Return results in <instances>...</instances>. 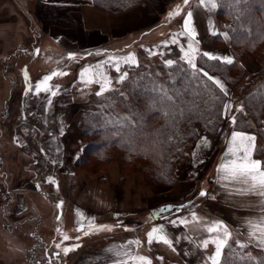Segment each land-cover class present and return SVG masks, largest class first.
<instances>
[{"label": "rangeland", "instance_id": "374dc122", "mask_svg": "<svg viewBox=\"0 0 264 264\" xmlns=\"http://www.w3.org/2000/svg\"><path fill=\"white\" fill-rule=\"evenodd\" d=\"M148 1L150 3L152 0L142 1L132 10L126 12L131 13L134 11V15H130L129 21H122L125 27H133L135 23H138L137 26L140 25V23L142 24L141 12L135 13V11H142L146 4L148 6L149 3H146ZM10 8L11 10L13 9L12 7ZM2 23L6 24L10 22L6 18L5 20H1V24ZM20 23L19 21L17 25ZM22 24L23 27L26 25V28L29 29L27 27L29 24L28 21H22ZM33 24H35V21H33ZM217 25L220 27L218 22ZM120 28L125 29L124 27ZM138 30L140 31V29ZM136 36L138 37H136L135 40H131L130 44H128L133 50L129 49L127 51H122L124 54L120 56L122 59L116 62L115 67H112L113 80L111 87L115 89H127V80L123 83L116 82L121 72H128L130 76L129 70L133 69L124 63V58L126 56L134 55L139 68H144L146 65H149L153 69H157L158 66L165 67V60H177L183 54L182 48L184 42H181L179 38L176 40L178 43H173L172 37L170 41H165L164 39L161 41H153L152 37H139V34ZM209 36H204V39L207 37V46L204 44L202 47L204 50H210L211 46L220 45L212 42L213 37ZM3 39L4 38H2V41ZM52 39L54 38L38 36V33L31 36L27 31L26 36L21 38L15 36L11 38L8 37L7 41L10 43L12 42L14 45H21L23 48L30 47V50L34 52L31 70L37 72L47 68L62 66L65 62V58L63 57L64 51L59 50L56 47V42H53ZM171 42L172 44H170ZM37 44H41L42 47L41 54L38 56L36 55L39 51ZM231 55L233 57L232 53ZM24 59L27 62L29 57L22 58L21 60L18 58V60L15 61L18 63L17 70L20 73L24 68V66H21ZM13 62L14 61H12V63ZM81 62L82 61L77 62L76 65L71 64L68 72H71L72 75L63 76L58 80V82L62 83L64 86V98L65 95L69 93L74 97H71L67 101L64 99V102L58 104L62 106H57L54 110L56 129L62 139L63 154L60 155L58 160L54 156H51L52 163L51 165H45V173L43 172L45 163L44 157L36 153L34 149L27 151V149L21 148V144L24 140L29 141L32 135L34 136V131H31L27 127H22L23 132H20L21 138L14 143L12 126V121L14 119L6 113H3L0 120V185L5 190H19L23 188L31 190L32 194L27 196V200L30 201L33 209L32 217H27L26 220H24L22 217L24 215L23 213L20 216L21 218L18 217L20 219V226L17 228V233L20 238H22L23 241L26 239L28 242L26 245L28 246L27 249L29 247L31 248V260L30 256H13L7 259L6 264H49V261H51V264H83L84 257L82 255L97 253L110 242L122 241L123 239L131 237L134 233H138L140 230L136 231L134 226L138 224V222L144 221L145 224L150 222L151 217L146 216L149 210L160 203L169 202L171 198H169L168 194L185 180L191 181L188 189L194 190L195 194L201 187L210 190V193L213 192V185L215 183L214 172L218 165V155L222 150V148L220 150V146L227 137V132L233 130L229 122L230 118L225 119L223 117V124L213 136H207L202 130L198 129L197 138L193 143L194 148L191 153L190 164L182 165L181 169L176 171L177 184L172 189L164 188L158 191L155 190L152 185L145 180L144 173L138 167L141 165H139V163L136 164V166L130 165L120 153H115L103 161L90 156L84 163L81 156L86 149L87 143L80 132L83 115L90 107L108 110L113 106L115 101L110 99L109 94H106L109 99L97 97L94 93L98 91V86H94L91 89H80L72 84L75 70L82 64ZM89 62L90 60L83 62V65ZM240 63L245 73L240 80L231 84L230 87L221 77L214 75L220 78L224 82L225 87L229 90L231 101L234 105L233 115L236 112L235 108L243 103L249 92V86L252 83V75L258 73L260 70L259 63L252 55L243 54L240 58ZM117 65L120 69L119 72L116 70ZM13 73L14 72L11 73V76L14 75ZM19 75L20 74L14 75L16 81L15 87L12 88L10 85V92H12L17 99L23 89V81L22 83L20 82ZM11 95L8 98L7 105H9L11 111H16L14 101L10 100V98H12ZM8 103H10L11 106ZM108 104H111V107L107 106ZM60 109L61 112H63L62 117L59 114L60 111H58ZM4 110V107H2V111ZM19 118L20 117H18V120ZM15 121L17 122V120ZM251 124H253L252 121ZM254 136L256 137V135ZM214 140H218L220 144H217V142L214 143ZM255 140L257 144L258 138L256 137ZM205 144V148L207 149L209 146L214 147L209 154L211 156H207L203 161H195L194 157L202 153H199L201 145ZM205 151L206 150L203 152ZM30 154L35 156L37 160L36 164L33 163ZM199 158L200 157H197L196 159ZM255 159H257L256 156ZM55 160L58 161L57 164H55ZM141 162L143 166L146 165L143 161H140V164ZM40 173H42V176H38ZM49 177H51L55 183L48 182ZM72 178L78 180H74L73 182ZM37 181H39L41 185L37 183ZM56 184L57 188L55 187ZM72 187H75V189H78L77 191L80 192L77 198L66 196L68 192L67 188L71 189ZM13 199L15 200V196L12 198V201ZM74 201H81L80 204L85 206L94 203L98 206V209L106 211L105 216L101 218L104 222L98 224V226L108 225L111 227V231L100 227L94 229H83V227H81L82 231L80 230L81 228H75L79 220L72 212V203ZM61 202L63 203L61 204ZM177 202H179V200ZM208 205L210 208L208 210L206 209V211L212 216V213L216 210V205L211 202ZM109 211H116L117 214L111 215ZM60 212L61 216L59 217ZM119 224L122 227L121 229H118ZM85 233L88 234L86 235ZM232 234L233 246H235V240L245 243V239L242 237V231L232 229ZM31 235L33 238L28 240L27 238ZM63 235H67L69 240H62ZM57 243L61 245L60 248L56 247ZM46 244L50 245L47 250H45ZM77 245L79 247H77ZM21 246L22 245L19 244L17 248L19 249ZM64 247L75 250L69 251V253L65 255L63 252ZM249 249L255 250L257 254L264 255L259 248L252 244H249L248 250ZM55 253H59V255L56 256ZM47 254L48 257H46ZM85 258H92V256H87ZM154 264L157 263L154 262Z\"/></svg>", "mask_w": 264, "mask_h": 264}, {"label": "crops", "instance_id": "0c3cea01", "mask_svg": "<svg viewBox=\"0 0 264 264\" xmlns=\"http://www.w3.org/2000/svg\"><path fill=\"white\" fill-rule=\"evenodd\" d=\"M146 3H149V1ZM196 4L197 0H190L188 5H185L183 0H152L148 6L146 4L143 7L142 11H135V13L141 12L142 24L140 23L137 26L138 23H135L133 27L128 28V26L125 27L123 25L122 21H129V17L134 15V11L121 16L109 15L98 10L93 0H0V120L2 113L5 112V110L2 111V107L7 103L9 96L12 94V98H10L12 101L16 99V96L10 92V81L6 79L3 69L4 63L8 64L7 75L11 76L12 72L15 75L18 67V63L15 61L18 58L21 60L29 57L27 62L25 59L23 60L24 62L21 66H24L23 72H27V68L30 72L33 71L31 67L34 60L32 59L34 52L30 50V47L23 48L21 45L10 43L7 41L8 37L21 38L27 35V31L31 36L38 33V36L54 38L52 40L56 42V47L59 50L71 52L112 47V51L101 55L97 59L90 60L87 64H81L75 70L72 84L80 89H91L94 86H98V84L95 82L85 83V81L90 80L94 72L98 76H104L106 80L112 83V67H115L116 62L122 59L120 56L124 55L123 53L118 55L113 51L127 48L131 40H135L138 37L136 36L137 34L140 35L139 37H152L153 41H161L163 39L170 41L171 37L173 41L179 38L181 42H184L182 50H187L188 45L193 42L181 35V33L184 31L183 20L188 11L194 12V25L200 42L198 45L199 49L221 56L232 57L229 39L224 40L220 45L211 46L210 50L202 48L204 44L207 46V37L204 39V36H209L208 29L211 23H214L216 31L220 33H224V31L217 25L216 12L212 14L211 22H209L207 10L203 7L198 8ZM10 7L13 9L11 10ZM177 8H179L180 14L170 16L169 13L176 11ZM6 18L10 23L1 24V20ZM19 21L21 23L17 25ZM22 21L29 22L27 26L29 29L26 28V25L23 27ZM33 21H35V24H33ZM211 36L213 35L209 37ZM2 38H4L3 41ZM38 48L37 56L41 54V45ZM12 61L14 62L12 63ZM86 69L88 70L87 74L82 76L81 74L85 73ZM68 75L70 76L72 73L69 72ZM71 97L74 96L72 95ZM58 106L61 107L62 105ZM10 109L7 115L12 116V119L17 117L19 112L11 111ZM58 111H60L59 114L62 117L63 112H61V109ZM12 123H15V120ZM233 131L227 132V137L220 146V150L221 148L222 150L218 155V165L214 172L215 183L213 192L210 193V190L201 187L195 194L194 190L188 189L191 181L185 180L168 194L169 198H171L169 202L160 203L149 210L146 216L151 217L150 222L146 224L144 221L138 222L137 226H134L136 231L140 230L138 233H134V235L122 241L110 242L101 248L99 252L93 253L94 255L92 253L82 255L84 257L83 264H115L114 258L109 255L107 250L128 245L129 241L132 242L131 245H128L124 250L128 251L130 255L121 257V260L128 261L129 264H131L132 257L141 255L149 259L151 264H154V262L157 264H204L209 254L214 251V245L211 244L213 237L209 236L205 230L213 222H223L231 232L232 229L242 231L245 243L250 244L246 238V224L250 219L255 220L260 216H264V211H262L259 204L261 198L255 194H245L242 191H238L244 189L246 185L222 180L221 174L217 172L218 166L226 162V152ZM216 142L220 144L218 140L214 143ZM205 146L206 144L200 148L199 153H202L194 157L195 161H203L207 156H211L209 154L214 147L209 146L207 149ZM204 150L206 151L203 152ZM197 157H200V160L196 159ZM252 158L255 159L254 152ZM72 180L74 182V180L78 179L72 178ZM77 190L75 187L67 188L66 196L77 198L80 195ZM201 191L206 192L207 195L200 196L199 193ZM8 193L11 195L10 199H6ZM31 194V190L25 188L5 190L0 185V264H6L7 259L13 256H32L31 248L27 249L28 246H26L27 240L24 239L23 241L17 233V228L20 226L18 217L22 213L24 214L22 216L24 220L27 217H32V204L27 200V196ZM14 196L15 200L13 199L12 201ZM178 200L179 202H177ZM210 202L216 205V210H214L212 216L206 211V209L210 208L208 205ZM80 203L81 201L72 203V212L79 220L75 228L94 229L98 227V224L104 222L101 218L105 216L106 211H101L94 203L90 204V207ZM161 209H164V211L162 212ZM109 212L111 215L117 214L116 211ZM193 215H195L196 221L193 220ZM173 221L175 223H172ZM180 221H187L188 223L181 224ZM119 228H122L120 224L118 225ZM153 228L162 229V232L154 235H166L172 240V246L165 245L162 242L157 243L155 240L149 244L147 237ZM27 239L30 240L31 237L29 236ZM204 239H209L210 241L209 248L206 251L201 246ZM19 244L23 247L21 246L18 249L17 246ZM87 256H92V258H85Z\"/></svg>", "mask_w": 264, "mask_h": 264}, {"label": "trees", "instance_id": "16d2710c", "mask_svg": "<svg viewBox=\"0 0 264 264\" xmlns=\"http://www.w3.org/2000/svg\"><path fill=\"white\" fill-rule=\"evenodd\" d=\"M142 1L144 2L145 0H93V3L101 12L119 16L132 10ZM241 7L245 10L243 17L245 26L243 29L239 27L236 13H230L228 8H219L216 11V20L221 27L220 29L229 34V45L235 61L234 64L225 65L199 58L198 65H202L206 71H209L210 75L221 77L230 87L231 84L240 80L245 73L240 63L241 56L249 54L255 57L259 63L260 70L258 73L252 75L249 92L243 103L238 105V107L243 105L244 113L241 115L235 112L234 114L247 127L230 124L234 131H245L256 135L258 142L254 149V156L259 161L264 162V108H261L259 104L250 107L247 100L250 93L256 91L261 84H264V35H262L264 33V0H249L247 4ZM212 37V42L214 43L221 44L224 41L219 36ZM37 45L40 46L41 44ZM111 48L108 46L107 48L102 47L89 51L74 52L64 50L63 57L65 58V62L62 66L47 68L37 72H30L27 68V72H23V69L21 73L18 70L15 73V76L16 74H20L19 77L20 82L22 83L23 81V89L19 98L14 100V107L19 113L17 117H13L14 120H17L12 125L13 141L15 143L20 140V132H23L22 127H27L31 131H34V136L32 135L29 141L24 140L23 143L20 142L22 143L21 148L27 149V151L34 149L36 153L44 157L43 172L45 171L46 164L51 165V156H54L58 160L60 155L63 154L62 139L56 129L54 110L58 106V103L64 102V99L65 101L69 100L72 94L69 93L64 98V86L58 80L69 74L68 70L71 64L76 65L80 61L83 64L87 60L97 59L101 55L112 51ZM128 49L133 50L132 47L128 46L127 48L113 52L119 55L122 54V51H127ZM180 64L183 66L182 61ZM211 64H217V67L210 69L209 65ZM132 68L129 70L130 76L126 81L127 89H118V92L107 93L110 99L115 101L110 109L105 110L90 107L83 115L80 132L82 137L86 139L87 144L81 157L85 163L90 156L103 161L115 153H120L130 165L136 166L138 163L141 165L138 167L144 173L145 180L155 190L172 189L177 184L176 171L180 170L182 165L190 164L191 153L194 148L193 143L197 138L198 129L202 130L207 136H213L223 124V117L217 116L211 124L196 118L181 119L174 131L167 126L166 120L160 113L149 111L145 106L146 98L151 94L144 93L142 87L146 81L152 79L157 83L164 84L168 88L173 87V84L170 83V77L167 75L172 69L159 66L157 69H153L149 65H146L144 68ZM3 69L6 79L10 81L12 88L15 87L16 81L14 76L7 75L9 69L7 63H4ZM61 72L66 74L52 75L53 73ZM148 74L152 75L149 76ZM50 75L52 79L48 81L47 87L57 94L52 96L50 92L43 91L37 94L36 85L40 84L41 88L45 87L42 83L43 78ZM141 76H143V80L140 79ZM201 79L207 83L206 78L201 77ZM175 86L180 87L181 85L177 81ZM120 93H123V95H120ZM3 107L7 111L3 113L7 114L10 108L9 105L6 103ZM200 107L203 111V103H201ZM137 110L145 118V127L142 130L139 125L135 128L131 125L121 128L118 125L106 123L109 120L119 119L120 116L130 115L131 112ZM18 117H20L19 120ZM133 119L135 120L136 117H133ZM251 121L253 124H251ZM158 131L161 133L159 136L156 135ZM170 136L172 137L171 140H169ZM30 157H32L33 163L36 164L37 160L35 156L30 154ZM140 161L145 162L146 165L143 166L142 162L140 164ZM57 163L58 161L55 160V164ZM38 176H42V173ZM37 183L40 184L39 181ZM55 187L57 188V184ZM9 197L11 198V195L8 193L6 199H10ZM30 237L33 238L32 235ZM45 246V250H47L50 245L46 244ZM243 251L249 252L256 257L263 255L257 254L255 250H248V248ZM46 257H48V254Z\"/></svg>", "mask_w": 264, "mask_h": 264}, {"label": "snow or ice", "instance_id": "6c2138e0", "mask_svg": "<svg viewBox=\"0 0 264 264\" xmlns=\"http://www.w3.org/2000/svg\"><path fill=\"white\" fill-rule=\"evenodd\" d=\"M190 0H183L185 5H188ZM249 0H197L196 6L203 7L209 13V22H211L212 14L219 8H228L230 13H236V19L240 29L245 26L243 19L245 10L241 7L247 4ZM179 8L176 11L169 13L170 16L179 15ZM184 31L181 35L192 41L188 45L187 50H182L183 54L177 59H167L164 65L167 69H172L167 75L170 77V83L173 87L168 88L164 84L157 83L154 79L146 81L142 87L144 93H150L151 95L146 98L145 106L149 111H155L160 113L166 120L168 127L176 130V125L181 119L196 118L205 121L206 123H213L217 116L229 119V122L236 126L247 127V125L240 120L236 115H233V102L231 101L229 90L225 87L224 82L214 75H210L209 71H206L202 65H198V57L205 61H213L222 63L225 65H233L234 58L224 55H218L210 51H201L198 47V32L194 25V12L188 11L183 20ZM235 31V30H233ZM208 34L213 36H219L224 40L229 39L227 32L220 33L215 30L214 23H211ZM264 35V33H262ZM173 43L178 41L173 40ZM196 45V46H194ZM183 62L181 66L180 62ZM124 63L130 67H139L138 62L134 55H129L124 58ZM217 64L209 65L210 69H215ZM116 70L120 69L117 66ZM87 69L85 73L87 74ZM66 73H53L52 75H65ZM151 76L152 74H148ZM206 78L207 83L201 79ZM129 78L128 72H121L117 79V83H123ZM52 79V76H45L42 83L45 87L41 88L40 84L36 85V93L41 91L50 92L52 96L57 93L47 87L48 81ZM143 80V76L140 77ZM103 81V82H101ZM180 83V87H176V82ZM95 82L98 84V91L94 94L97 97H105L109 99L106 94L110 92H118V89L111 87V81L106 80L104 76H98L95 72L90 80H86L85 83ZM31 91V89H29ZM123 95V93H120ZM249 106L259 104L261 108H264V84H261L256 91L250 93L247 97ZM201 103L204 105V110H201ZM159 105V106H158ZM107 106L111 107V104ZM235 111L241 115L244 113L243 105L236 107ZM133 117H136L134 120ZM144 116L137 110L131 112L130 115L120 116L119 119L109 120L106 123L118 125L119 127H127L131 125L135 128L140 126L141 130L145 127ZM143 134V132H141ZM161 133H156L159 136ZM172 137H169L171 140ZM254 135L248 134L245 131H233L231 133V140L226 152V162L222 163L217 168V172L221 174V179L229 182H237L246 187L242 190L245 194H255L261 199L259 204L262 211H264V162L255 160L252 158L255 149ZM203 147V145H201ZM48 182L55 183L51 177L48 178ZM200 196H206L207 193L201 191ZM63 202H61L62 204ZM59 207V205H58ZM163 212L164 209H161ZM59 218V217H58ZM193 220L196 221L195 215ZM172 223H175L173 221ZM181 224L188 223L187 221H180ZM105 230L111 231V227L108 225L98 226ZM82 231V229H80ZM206 232L211 239V244L214 245V251L209 254L204 264H264V255L259 257L253 256L251 253L243 251L249 247V244L241 243L239 240H235L233 246V234L223 222H213L210 226L206 227ZM162 232V229L153 228L148 233L147 242L153 243L155 240L157 243L162 242L165 245L172 246V240L166 235H154ZM86 235L88 233H85ZM246 238L250 244H254L259 248L261 253H264V216H260L255 220H248L246 224ZM62 240L67 241L69 237L67 235L62 236ZM131 241L128 245H131ZM128 245L119 246L116 249H108L110 256L114 258L115 264H129L128 261L121 260L122 256H129L130 253L125 251ZM209 239L202 241V248L206 251L209 248ZM57 248H60L59 243L56 244ZM77 247H79L77 245ZM70 249L64 247L63 252L65 255ZM56 256L59 253H55ZM51 264V261H49ZM131 264H151V261L144 256H137L131 258Z\"/></svg>", "mask_w": 264, "mask_h": 264}, {"label": "water", "instance_id": "95a60500", "mask_svg": "<svg viewBox=\"0 0 264 264\" xmlns=\"http://www.w3.org/2000/svg\"><path fill=\"white\" fill-rule=\"evenodd\" d=\"M60 215H61V212L59 213V217H60Z\"/></svg>", "mask_w": 264, "mask_h": 264}]
</instances>
